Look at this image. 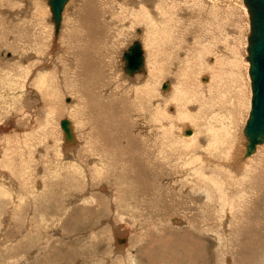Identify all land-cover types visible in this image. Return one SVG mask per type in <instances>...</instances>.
<instances>
[{
  "label": "bare ground",
  "instance_id": "obj_1",
  "mask_svg": "<svg viewBox=\"0 0 264 264\" xmlns=\"http://www.w3.org/2000/svg\"><path fill=\"white\" fill-rule=\"evenodd\" d=\"M27 1H33L32 17L38 20L39 32L32 43L37 54L20 52L22 40L16 36L20 34L17 31L18 34H14L13 31L9 39L2 40L9 49H13V59L5 58L4 63L0 62V73H2L0 74V123L5 120L4 122L9 125V134L6 135L8 126L4 128L3 124H0V131L3 130L5 133L7 145L10 141L15 142L20 158L27 153L29 158L26 160L25 156V160H22L24 164H21L25 165V168L15 165L16 171H9V174L0 170L2 171L0 202L1 200L11 202L10 216L14 218L15 222H13L17 227L19 224H21L19 228L21 226L24 228L25 225L31 227L28 229L29 243L36 241L32 235L36 234L38 248L45 251V248L52 246L53 236L60 235H54L51 225L49 226L45 221L50 216H58V213L50 212L52 208H57L60 212L68 209L70 199L56 193L57 190L60 193L62 185L55 184L58 189L51 190L54 183L49 186L45 181L31 182L26 177L28 164L33 160L35 152L34 150L32 152L31 143L35 136L37 139L46 140L47 148H52L51 152L56 156L54 158L57 160V165L52 168L51 178L67 175L71 181L78 184L77 186L86 185L90 179L87 176L88 169L92 168V181L99 182L101 194L96 196V200L84 199L83 192L77 191L76 196L71 198L72 201H82L84 204H87L86 200L96 201L95 212L103 208L112 211L113 215L116 210L134 214L137 210L153 206L156 200L160 202L166 186L164 175L170 173L173 182L182 183L179 192L186 194L188 191V194L204 199L201 200V215H196L194 221L192 219V222L189 221L191 230L187 234L192 236L193 241L189 239L191 243L186 247L183 246L184 262L187 258L188 264H197L198 259L202 257L201 248L204 250L205 248L199 233L217 239L220 264H244V259L250 261L252 256L249 247L258 242L254 236L252 238V235L254 232L262 231L251 225V214L260 211L258 200L255 198L264 195V142L257 145L253 153L247 154L248 139L244 128L251 110L252 86L248 60L250 16L244 2L242 0L243 3L239 0H123L120 5L118 4V8L115 7L116 10L127 9L123 12L125 15L122 19L125 22L121 21L122 26L119 27L118 36H121V32L125 29L132 31L130 41L133 42L129 41L125 53L134 42L138 41L142 48L144 64L142 70L129 75L124 70L126 61L122 57L120 61L126 77L121 81L124 85V93H119V86L114 83L115 65L105 54V51L113 49L110 40L100 37L101 32L99 37L92 34L91 46L90 43L82 46L79 39L72 40L73 45L67 47V56L69 55L70 58L66 60L63 58L68 64H64L63 71L60 70L64 76L59 79L61 74L57 66L60 62L57 64V60L53 61V59L58 56L59 51L62 52L61 38L63 39L62 33L68 22V12L77 0H69L66 4L58 34L48 0H1L0 14L16 25L20 22L17 18L20 13L27 12L26 3L25 6L22 4ZM236 1H239L243 7ZM117 14L121 15L118 12ZM236 14H239L241 22H244L241 26L242 37L235 38L234 44L231 45L228 42L230 36L225 33V26L229 22L239 26ZM44 18H47L51 25L42 26L40 29V25H44ZM194 18L199 19L198 26L202 28L203 37L194 38L195 42L192 45L188 32ZM41 21L42 24L39 23ZM222 44L225 45V49H220ZM240 46L246 49V54L244 49L240 50ZM57 49L59 51L55 53ZM49 65L53 67L48 68L51 67ZM9 73L11 76L8 75ZM12 75L17 79L13 80ZM171 76L173 78L165 81ZM163 80L169 84L165 90L162 88L165 83ZM34 92H38L41 98L51 102L46 109L48 119H45V127H40L41 125L36 124L37 119H33L36 117L35 114H32L23 129L18 127L16 122L14 123V119L27 116L26 96L29 94L28 96L32 98L31 93ZM91 110L97 118L93 117ZM16 112L19 113L17 117ZM56 113L57 116L66 114L68 117L65 119L71 123L74 143L65 142V134L61 127V121L64 119L54 118ZM94 119H99V125L92 124ZM141 123L146 125L148 134L145 135L142 129V138L135 139L136 136L130 128L134 124ZM14 124L15 126H12ZM86 126L84 136L81 138L79 129ZM99 127H102V130L95 138L94 133ZM40 128L42 133H38ZM55 128L60 134L54 131ZM188 130H191V134H186ZM50 138L53 139L54 144H51ZM37 154L39 155V152ZM1 156H4V153ZM114 158L117 160L114 161ZM11 159L8 158L9 162ZM92 163L94 166L90 167L89 164ZM120 170L127 173L133 171L136 178L131 179L126 175L122 180L121 188L115 186L114 192L109 191L106 187L108 181L113 183L112 178L115 180L119 173L124 177ZM63 171H65L64 175L61 173ZM16 173L19 174V177L17 176L19 180ZM10 174L14 176H11L14 180L10 179ZM121 176L119 174V177ZM10 180L15 185L11 184ZM119 181L120 179L116 178L115 183H120ZM175 187L177 188L172 184L166 189L172 190ZM30 205L34 210L31 225L30 219L27 221V216L23 214L24 209ZM85 212L93 211L86 209ZM122 212L119 213L120 217L124 215ZM59 217L63 219L62 215ZM38 221L41 227L42 225L45 226L43 228L48 227L51 233L32 224ZM106 221L111 225L110 229L106 230L111 257L104 258L102 264H112L116 259H118L116 264H135L136 260L130 249L131 241H128L130 228L127 225L117 226L112 219ZM169 223L171 228L176 229L189 226L186 221L176 218ZM203 226H206V232L204 229L202 231ZM237 247H240L239 253ZM245 250L248 259L243 257ZM170 253L155 257L157 256V260L160 259L165 264L183 263L174 255L177 253ZM259 253L261 254L255 256L256 264H264V250H259ZM28 257L30 258V255ZM77 261L75 263H78ZM204 264H208V261Z\"/></svg>",
  "mask_w": 264,
  "mask_h": 264
},
{
  "label": "rangeland",
  "instance_id": "obj_2",
  "mask_svg": "<svg viewBox=\"0 0 264 264\" xmlns=\"http://www.w3.org/2000/svg\"><path fill=\"white\" fill-rule=\"evenodd\" d=\"M17 1H19V0H17ZM239 1H241V0H239ZM239 1H236V2L239 3ZM32 2L27 1V2L22 3L23 6H25V3H26V7H27L26 11L27 12L23 13V14L20 13L19 17H17V18H19L18 21H20V22L17 23L16 25H14L10 19L8 21L7 17H5V16L3 17V15L0 14V32H1L0 36L2 35L0 38V62L2 61L4 63L5 58L7 60L13 59V53H12L13 49H9L6 42L2 41L3 39H5V40L9 39V35L11 34V32L13 33V31L15 32L14 34H16L17 32L20 33V34L17 33L18 35H16L17 37H20V39L22 40V42H20V44H21L20 45L21 46L20 52H22V53H28L29 52L31 54H37L34 51L35 47H34V44H32V43L35 40V36H37L36 34H38L37 32H39V31H37L39 29V26L37 25L38 20H34L32 17L33 16L32 13L34 11V6H33ZM121 2H123V0H77L76 1L74 6L71 7V11L68 12L69 13L68 14V22L66 24V27L63 30L64 33H62V37H63V39L61 38V41H62L61 51L62 52H60L59 49H57V51L55 53H57L59 51L58 56L56 55L54 57L55 59H53V61L57 60V62H56L57 64H58V62H60L59 63L60 65L62 64V66H60V65L57 66V69L59 70V72H60V70L63 71L62 69L64 68V64L67 63V62L65 63L63 61V58L65 60L70 58L69 55L67 56V54H68L67 53V47L70 48V45H73L72 40L74 38H75V40L79 39L81 41L80 44H82V46H86L87 44L90 43V40H91L93 35L99 37L100 36L99 34L101 32L100 37H102L104 40H105V38L110 40L111 48L113 49V50L105 51V54H106V56L109 57L108 59L110 61H112V63L115 65L114 71H113L115 74V78H114L115 80L113 79L114 83H117V85L119 86V88H118L119 89L118 91H120L119 93H124V85L121 81H122V78L126 77V76L123 74L122 63L120 60L122 59V57L126 51L127 44L132 41V40L130 41L132 31H130L129 29L124 30L122 28V30H124V31L121 32V36H118V31H120L119 27L122 26V25H120L121 21H122V23L125 22L122 19V18H124L123 16L125 15V13H123V12H125V10H127L126 8H124L123 10H116L118 8L117 7L118 4L120 5ZM239 4L241 5V3H239ZM115 7H117V8H115ZM116 11L118 13H120L121 15L117 14ZM91 12H93L94 15ZM236 17H238L237 20L239 19L238 20L239 26L237 24H233V23L231 24V22L227 23L225 26V28H226L225 33L227 36H230L228 39V42L231 45L234 44L233 41L235 40V38H238L240 36V39H241V37H242L241 26L244 24V22H241L239 14H236ZM44 19H45V21L43 20L44 25H40V29L42 26L43 27H46V26L49 27L51 25V23L49 21H47L48 20L47 18H44ZM194 19L192 20V27H191L190 31L188 32L189 33L188 38H191V43H193L192 45H194L195 39H198L199 37H203L202 32H201L202 28H200V26H198L199 25L198 24L199 19L198 18H194ZM185 21L187 22V20H185ZM46 22L48 24H46ZM6 23L8 26L6 25ZM39 23L42 24L43 22L41 21ZM103 23H105V24H103ZM101 25H103V26H101ZM23 27H24V29H23ZM235 27H236V31H234ZM198 28H200V30ZM138 29H142V28H138ZM21 30H23V31H21ZM85 31H86V33H85ZM230 31H232L231 34H230ZM237 31H238V33H237ZM79 33L81 34V37H80ZM30 34H31V36H30ZM134 34H136V33H134ZM27 37H29V38H27ZM243 37L247 38L245 35H243ZM15 45L17 47H19L17 44H15ZM91 45L92 44L90 43L89 46H91ZM4 47H5V49H4ZM224 47H225V45L222 44L220 49H225ZM240 47H241L240 50L242 51L244 48L242 49V46H240ZM145 50H146V48H145ZM244 50H245L244 52L246 54V49H244ZM59 54H61V55L59 56ZM145 54L147 57V53H145ZM11 56H12V58H11ZM53 56H54V53H53ZM81 56L83 57V55H81ZM53 61H51V62H53ZM36 62L38 63V61H36ZM49 64H50V62H49ZM49 66H51V67H48V68L53 67V65H49ZM5 72L6 71H4V73ZM0 74H2V73H0ZM59 74H61L59 79L63 78L64 74L62 72H60ZM8 75H10V73ZM12 76H13L12 77L13 80L17 79V77H15V75H12ZM170 78H173V77L172 76L167 77L165 79V81L170 80ZM59 81H61V80H59ZM31 94L33 97L32 98L29 97L28 96L29 94H28L26 96L27 101H25L26 102L25 103V105H26L25 110H26V113L28 112L27 116L22 117V119H16V118L14 119L15 120L14 123L16 122V125L18 127H22L23 129H24V127L27 126L26 124H27V122H29L30 117H32V114H35V116L37 117V118L33 117V119L34 118H35V120L37 119L36 124L41 125L40 127H45V125H46L45 122L48 119V117H46L47 116L46 109L49 107L51 102L46 101L43 97L41 98L40 97L41 94L39 95L38 92L37 93L34 92ZM116 94H117V92L115 93V95ZM162 95L165 96L164 94H162ZM29 98L36 100V101L30 100ZM44 100H45V103H44ZM58 101L59 100H57V102ZM59 111H61V110H59ZM62 113L63 112H61V114ZM91 114L93 115V117L97 118L96 114L93 112V110H91ZM17 115H19L18 112H16V117H17ZM2 118L3 117H1V119ZM54 118H57V119L60 118L62 120V118L65 119L68 117L66 116V114H63L62 116H57V113H56ZM139 120L140 119H138V121ZM4 121L0 124H3L4 128H6L8 126V128H6L8 130L9 125L7 123H5ZM93 123L94 124L97 123L99 125V119H94L92 121V124ZM140 125L142 127H140ZM12 126H15V124ZM133 127H134V129H133ZM133 127H131L130 130L133 131V134H135V136H136L135 139H141L142 138L143 130H144L145 135L148 134V130H147L146 125L144 126L142 123L141 124H134ZM86 128H87V126L86 127H80V129L78 128L79 129V136L81 138L84 136ZM135 128H136V130H135ZM101 130H102V127H99L97 129V132L94 133L95 138L98 135H100L99 131H101ZM54 131H56V133L59 132V131H57L56 128L54 129ZM0 132H1L0 133V142H1L0 143V145H1L0 146L1 147L0 148L1 149L0 150V161H1L0 163H2V164H0V170L5 171L6 174H9L8 173L9 171L15 172L17 166H20V168H22V167L25 168V165H22V164H24L22 162V160H25V158H24L25 156L27 157L26 160H28L29 154L27 153L24 155V157L20 158L18 156V151H16L15 142L13 143L12 141H10V144L7 145V140L4 136L9 134V130L6 131V135L3 132V130ZM2 133H4V134H2ZM38 133H42L41 128L39 129ZM59 134H60V132H59ZM37 135L38 134H36V136ZM33 139L34 140L31 141V143L33 144L32 152H34V151L35 152L33 154L34 155L32 158L33 160L28 164L29 167L27 169L28 172L26 174V177H28L31 182L32 181L36 182L37 180L45 181L49 186H50V184L53 185V183H54L53 186L51 185L52 186L51 190L58 189V186H56L55 184L62 185V188L60 189V193L58 190L56 191V193L60 194V195L62 194L65 197L70 198L68 205H67L68 209L64 210V212H66V214H64L63 211L60 212L59 209H57V208H52V210H50V212L52 211V214L58 213L57 214L58 216H50L46 219L47 221H45V222L49 223V226L51 225L50 226V227H52L51 231H53L52 233L54 235L58 234L60 236L59 237L53 236V241L51 240L52 246L49 247L48 249L45 248L46 250L44 251L43 249L38 248L39 245L37 243V235L36 234H32L36 238V241H34L33 243H31V242L29 243L28 229H30L31 227L28 228V226L25 225L24 228L22 226H21V228H19L21 224H19L18 227L14 224L15 220L13 217L10 216V211L12 208L11 202L9 200H7V201L1 200V202H0V264H52L53 261H54L53 264H102V261H104V258H110L111 257V251L109 253V243H108L107 235H106V233L108 234L107 231L111 227L110 223L106 221L108 219H112L114 223L116 222L115 224L117 226L118 225H121V226L127 225L130 228L131 233H129L128 241L129 240L131 241V248L130 249H131V252L134 256V259L136 260L135 264L136 263L137 264H165V263H162V261L160 259L157 260V256H161V255L163 256L165 254L170 255L171 254L170 252H172V254L177 253L174 255L177 257V259L179 258L183 262L182 264H188L187 258H185L186 262H184V259H183L184 255H185L183 248L186 247V245L190 244L191 241H193L192 236L190 234H187V233L189 232V230H191L190 222L194 221V216L196 217V215L197 216L201 215V211H200L201 209L200 208L202 206L201 200H204L203 198L200 199L198 196L188 194V191L186 192V194L179 192L180 191L179 189H180L182 183L178 182V181H175L176 183L173 182L172 181L173 176L170 175V173H168V174L164 175V178H165V180H164L165 184L164 185H166V186H165L164 192L161 195L160 202H158V200L154 201L153 206H149L147 209L143 208L141 210H137V211H135L134 214H131V212H129V214H127V213H125L126 211L125 212L124 211L123 212L122 211L117 212V210H116L115 211L116 213H114V215H113L111 213L112 211L109 212V210H107V209L104 210L103 208L102 209L100 208V210L98 212H95L94 210L96 207V201L92 202L91 200H86L87 204H84V203H82V201L75 202V201H72L73 199H71L72 197L76 196L77 191L83 192V196L85 197L84 199L94 198V200H96V196L101 194L99 182L96 180H95V182L92 181V178H91L92 168L88 169L90 174L88 173L87 176L90 179L86 183V185L77 186L78 184H76L75 181H71L69 176L64 175L65 171L61 172V173H63L64 177L61 175L55 179L51 178L50 173L53 171L52 168H55L57 165V160L54 158L56 156H55L54 152L53 153L51 152L52 148H50V149L47 148V146H46L47 141L46 140L45 141H44V139L40 140V138L37 139V138H35V136L33 137ZM50 139L52 141L51 144H54L53 139L52 138H50ZM19 142L21 143V141H19ZM41 142H42V144H41ZM4 143H6L5 146H4ZM19 145H21V144H19ZM37 149L39 151H37ZM45 150H47V151H45ZM49 150H50V152H49ZM14 151H16V152H14ZM42 151H44L45 153ZM1 152H2V154H1ZM38 152H39V155L37 154ZM3 153H4V156H1V155H3ZM6 155L9 159L12 158L10 162H9L8 158L5 157ZM13 156H14V159H13ZM5 158H6V160H5ZM89 160L91 161V159H89ZM116 160L117 159H115L114 161H116ZM2 161H4V163ZM15 165H17V166H15ZM89 166L90 167L94 166V163H92V165L89 164ZM38 169H39V172H38ZM41 169H42V172H41ZM2 171H0V172H2ZM120 171L124 174V177L121 173H119L120 176L121 175L122 176L119 177V174H118L117 177H115V180H114V178H112L113 183H109L110 181H108V184L106 187H108L109 191L110 190L113 191V188L115 186L118 188H121L122 187V180L124 178H126V175L131 179H132V177L136 178V175L133 174V171H132V173H131V171H130V173L123 172V170H120ZM120 171H117V172H120ZM111 174H112V171H111ZM18 175L19 174L16 173V177ZM11 176L12 177H14V176L11 174L9 175L10 179H13V178H11ZM116 178L120 179V181H119L120 183H115ZM18 180H19V178H18ZM51 181H53V182H51ZM9 182H11V184L15 185L14 182H12L11 180ZM137 182H139V181H137ZM94 183H96V184H94ZM167 184H168V186H167ZM172 184L176 185L177 188L176 187L172 188V190L170 188H169L170 190L166 189L168 187H171ZM95 188L97 191L95 190ZM183 188H184V190L186 189L185 186H183ZM182 196H184V197H182ZM151 199H152V197H151ZM255 199L258 200L257 205L260 208V211H257V212H254L251 214V222H252L251 225L258 227L262 231L261 232H254V234L252 235V238L254 236L258 242H257V244L253 245L252 247H249V251H250V254L252 257H251L250 261H246L244 259V264H256L257 262L255 259V256H258L259 254H261V253H259V250H264V225H262V223H264V195L260 196V198H255ZM43 203L46 204L45 201H43ZM86 209H91L93 212L92 213L85 212ZM121 212L125 216L123 215L120 217ZM33 213H34V210H33L31 205L28 206L27 209H24V212H23V214L25 216H27V221H28V219H30V221H29L30 225H31V220L33 221V216H32ZM36 214H37L36 216L38 217V212ZM109 214H110V216H109ZM115 214H119V215H115ZM59 215H62L63 219L61 217H59ZM170 218H171V220L176 218V219H180L182 221H186L189 226L188 227L183 226L184 228L181 227L178 229L171 228L170 227L171 225L169 223V221H171ZM102 219L104 222L102 221ZM191 219H192V221H191ZM32 224L36 225V227H38L42 230H45V232L49 233V231H48L49 228L48 227L43 228V227H45L44 225H42L43 227H41V223L39 221H38V223H35V224L32 222ZM172 226H173V224H172ZM261 226H262V228H261ZM203 227L201 229H202V231H203V229L205 231L206 226H203ZM131 228H132V230H131ZM154 228H156V229H154ZM187 228H188V230H187ZM92 233H95V234H92ZM43 234H44V236L46 235L44 232H43ZM103 234H105V235H103ZM204 234L199 233L200 238L202 239L201 243L203 244L205 250L203 248H201L202 249V257L200 259H198L197 264H204L205 261H208V264H220V260H219L220 254H219V252H217L218 248H219V246H217L218 245L217 239L213 238L211 235H204ZM203 235L205 236V238H202V237H204ZM93 236L94 237L96 236V237L92 238ZM39 237L41 238L42 236H39ZM193 237L196 238L194 235H193ZM201 243H197V244H201ZM16 244L19 246H17ZM173 249L175 251H173ZM166 250H167V252H166ZM236 250H237V253H239L240 247H237ZM246 251L247 250L244 251L243 257H246V259H248L247 258L248 255H247ZM28 255H30V258L28 257ZM155 255H157V256L155 257ZM53 257H55L54 260L52 259ZM46 258H48V259L46 260ZM50 260H53V261L49 262ZM117 260L118 259H116V261L113 260L112 264H116ZM75 261H77L78 263H75ZM165 262L167 263L166 260H165Z\"/></svg>",
  "mask_w": 264,
  "mask_h": 264
},
{
  "label": "water",
  "instance_id": "obj_3",
  "mask_svg": "<svg viewBox=\"0 0 264 264\" xmlns=\"http://www.w3.org/2000/svg\"><path fill=\"white\" fill-rule=\"evenodd\" d=\"M69 0H48L56 26V34L60 31L62 13ZM250 16V34L248 36V60L252 86L251 110L244 128L248 139L247 154L253 153L256 146L264 142V0H242ZM126 61L125 72L132 75L143 69L144 58L138 41L123 56ZM165 82L162 88L168 87ZM61 127L65 134V142H75L71 123L64 119ZM186 134H191L188 130Z\"/></svg>",
  "mask_w": 264,
  "mask_h": 264
}]
</instances>
